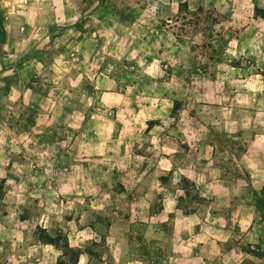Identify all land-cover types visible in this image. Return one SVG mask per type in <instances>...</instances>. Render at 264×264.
Segmentation results:
<instances>
[{
    "label": "crops",
    "instance_id": "1",
    "mask_svg": "<svg viewBox=\"0 0 264 264\" xmlns=\"http://www.w3.org/2000/svg\"><path fill=\"white\" fill-rule=\"evenodd\" d=\"M0 5V77L10 74L5 85L0 83L4 85L0 101L14 111L26 106L37 112L34 104L44 96L29 84L30 79L46 70L55 75L57 65L67 59L72 62L70 68L79 66L73 62H79L82 51L87 53L91 41L106 42L110 44L107 49L118 46L137 56L141 52L139 39L149 38V46H158L153 49L156 55L169 54L174 60L169 63L171 68L181 69L175 53L185 50L187 42L173 41L161 47L168 39L175 40L177 35L170 27L187 12L209 22L207 29L196 31L198 36L203 38L208 29L210 36L226 35L224 44L214 41V47L230 60H241L239 67L232 68L264 69V0H2ZM68 40L73 42L67 57L63 41ZM157 57L150 58L147 68L155 67ZM136 64L134 70L139 69ZM72 80L71 85L80 82ZM120 81L109 80L110 88L141 85ZM234 81L248 86L254 80L250 76ZM165 85L169 90L157 98L168 103L164 120L158 119L161 109L151 104L136 112L138 116L146 114L147 121L158 120L147 132L148 145L124 143L119 149L118 159L127 162L117 167L122 190L115 194L117 211L111 207L107 212L118 218L107 227L105 249L99 258L81 252L77 264H248L246 258L253 257L240 245L258 244L260 239L251 199L253 191L264 189V129L252 133L249 108L257 100L264 101L263 94L255 97L249 89L245 92L242 111L245 116L250 114V121L244 122L242 133L250 135L242 152L236 154L231 141L237 138L235 95L216 96L217 112L226 116L230 126L216 131L197 123L195 108L200 105H191L189 96L177 91L185 90L184 80L177 77ZM120 92L99 91L104 101L122 98ZM52 101L56 110L58 101ZM261 111L264 116L263 107ZM5 133L10 134V128L0 126V137ZM184 183H189L191 190ZM35 250L38 260H44L42 253L56 249L42 243L35 245Z\"/></svg>",
    "mask_w": 264,
    "mask_h": 264
},
{
    "label": "rangeland",
    "instance_id": "2",
    "mask_svg": "<svg viewBox=\"0 0 264 264\" xmlns=\"http://www.w3.org/2000/svg\"><path fill=\"white\" fill-rule=\"evenodd\" d=\"M182 17L184 20L178 19L170 27L177 35L175 40L168 39V43L162 39L161 47L173 41L187 42L185 50L175 53L177 61L182 63L181 69L171 68L169 63L174 60L169 54L156 55L153 49L158 46H149V38L139 39L141 52L137 56L118 46L107 49L110 44L106 42L91 41L85 50L87 53L80 51L81 59L73 62L79 66L70 68L72 62L67 59L57 65L55 75L46 70L30 79L29 84L32 83L31 86L44 96L34 104L37 112L26 106L14 111L9 104L6 107L0 101V126L10 128V134L0 137V264H55L60 255L56 250L45 251L42 253L44 260H38L40 256L35 245L42 244L39 234L43 231L50 235L61 233L72 245H78L75 247L81 252L100 257L105 249L103 241L107 227L111 220L118 218L107 210L113 207L117 211L118 196L115 194L122 190L121 172L117 169L122 167L119 164L125 166L127 160L118 159L119 149L124 143L148 145L147 132L158 120L147 121L146 114L138 116L136 112L151 104L153 108L161 109L158 119L164 120L168 103L160 98L169 90L165 84L171 79L184 80L187 84L185 90L177 91L186 93L191 105H200L195 108L200 127L215 128L216 131L229 128L226 116L217 112L215 100L219 99H216L217 95L236 96L233 113L238 121L235 124L237 138L231 139L236 145V154L242 152L250 135V132L247 136L242 133L244 122L250 121V112L253 115L252 133L264 129L261 113L264 101L254 102L246 116L242 111L248 89L255 97L264 96V69H234L240 66L241 60H230L214 47V41L224 44L226 35L213 37L208 29L210 32L206 31L202 38L196 31L208 28L207 19L202 21L195 12H187ZM1 20L0 9V27L3 25ZM101 39L108 41L107 38ZM45 41L47 45L49 39ZM72 42L63 41L67 57ZM104 44L105 47L99 48ZM155 56H158L157 61H153L155 67L147 68L148 61L152 62L150 58ZM135 64L139 69L132 68ZM3 75L0 83L5 85L10 79L6 75L10 74ZM250 76L254 81L248 86L234 81ZM74 78L80 82L69 84ZM118 78L122 84L137 81L141 85L110 88L109 80ZM4 85H0V94ZM95 85L98 88H94ZM100 89L121 91L123 96L118 100L105 98L104 101ZM53 99L58 101L56 110L51 106ZM178 106L174 104L175 108ZM184 186L191 190L189 183ZM253 193L251 201L256 208L255 219L258 221L255 224L260 239L254 245L242 242L240 248L253 256L246 258L248 264H264V189ZM105 204L108 208H103Z\"/></svg>",
    "mask_w": 264,
    "mask_h": 264
},
{
    "label": "trees",
    "instance_id": "3",
    "mask_svg": "<svg viewBox=\"0 0 264 264\" xmlns=\"http://www.w3.org/2000/svg\"><path fill=\"white\" fill-rule=\"evenodd\" d=\"M2 27H0V43L2 42ZM39 241L43 244L52 245L60 255L56 259V264H77L81 251L69 245L68 239L61 233L50 235L43 231L39 234Z\"/></svg>",
    "mask_w": 264,
    "mask_h": 264
}]
</instances>
